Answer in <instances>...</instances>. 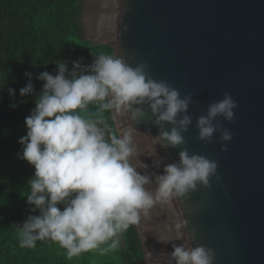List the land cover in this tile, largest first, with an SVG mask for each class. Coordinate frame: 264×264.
Returning <instances> with one entry per match:
<instances>
[{"label":"water","instance_id":"water-1","mask_svg":"<svg viewBox=\"0 0 264 264\" xmlns=\"http://www.w3.org/2000/svg\"><path fill=\"white\" fill-rule=\"evenodd\" d=\"M82 24L93 45L110 46L132 67L146 62L152 79L192 94L193 124L177 148L154 141L147 108L138 124L112 112L118 135L131 133L149 171L162 174L152 160L176 162L183 148L218 164L219 181L141 213L135 227L144 264H169L172 244L193 230L191 245L213 249L214 264H264V0H84ZM225 93L238 104L232 122L221 118L233 139L223 142L217 132L205 144L196 138V118Z\"/></svg>","mask_w":264,"mask_h":264},{"label":"clouds","instance_id":"clouds-1","mask_svg":"<svg viewBox=\"0 0 264 264\" xmlns=\"http://www.w3.org/2000/svg\"><path fill=\"white\" fill-rule=\"evenodd\" d=\"M56 74L41 72L44 81L35 108L25 118L27 133L19 139L22 155L35 169L29 181L27 204L30 212L22 225H16L19 246L34 248L37 242L51 241L66 250L69 258L98 250L101 255L120 247V235L140 220L141 213L157 200L184 197L197 184L208 187L211 178L219 181L218 164L204 155L178 152V161L152 160L162 174L150 172L140 157L130 132H110L103 119H86L89 105L99 112H114L138 124L150 110L160 148H177L186 143L184 133L193 124L189 107L192 94L181 96L165 81L152 79L146 62L130 66L122 55L100 54L90 65L73 61L56 62ZM20 95L35 92L31 73ZM9 95H15L9 88ZM15 107V105H11ZM237 101L225 93L210 103L206 113L196 118L197 139L211 143L229 142L233 133L223 127L232 122ZM172 125L165 129V125ZM227 147L222 144L221 151ZM135 160V163H133ZM155 184V192L150 186ZM62 206V207H61ZM187 221L177 225L183 228ZM195 231L183 243L172 244L169 264H214L213 249L193 247Z\"/></svg>","mask_w":264,"mask_h":264},{"label":"trees","instance_id":"trees-1","mask_svg":"<svg viewBox=\"0 0 264 264\" xmlns=\"http://www.w3.org/2000/svg\"><path fill=\"white\" fill-rule=\"evenodd\" d=\"M80 0H0V264H144L141 238L134 225L120 235V247L101 255L98 250L69 258L59 244L37 242L34 248L19 246L16 225L30 212L27 195L35 169L22 155L19 139L26 135L25 118L35 108L44 71L56 74V62L90 65L100 54H114L108 45H93L79 30ZM31 73L35 92L21 96ZM14 90L10 96L8 89ZM15 105L12 107L11 105ZM86 119H103L118 135L112 112H99L91 104ZM62 207V206H61Z\"/></svg>","mask_w":264,"mask_h":264},{"label":"rangeland","instance_id":"rangeland-1","mask_svg":"<svg viewBox=\"0 0 264 264\" xmlns=\"http://www.w3.org/2000/svg\"><path fill=\"white\" fill-rule=\"evenodd\" d=\"M80 2H81V11H80L79 19H78L79 25H80L79 30H80V34L82 38L86 41H89V39L91 38L85 32L83 24H82V19L84 18V0H80Z\"/></svg>","mask_w":264,"mask_h":264}]
</instances>
